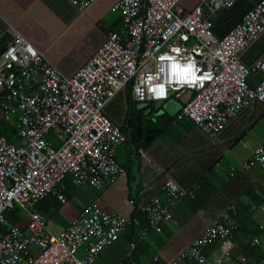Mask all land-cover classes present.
<instances>
[{
    "label": "built area",
    "instance_id": "built-area-1",
    "mask_svg": "<svg viewBox=\"0 0 264 264\" xmlns=\"http://www.w3.org/2000/svg\"><path fill=\"white\" fill-rule=\"evenodd\" d=\"M69 1L84 12L95 0ZM182 1H117L114 9L122 15L123 31L109 33L72 76L62 74L21 35H15L2 51L0 120L17 117L20 127L16 142L0 135V264H94L128 226L138 222V214H148L149 225L155 229L172 219L169 203L193 196L166 178L167 200L154 195L133 219L93 203L59 234L50 231L47 218L38 210L50 194L67 202V178L74 186L104 187L122 175L118 145H133L105 108L130 84L137 102L189 95L178 117L188 118L211 138L249 104H264V80L256 86L249 82L252 75L264 73V58L254 67L241 60L244 50L264 32V0L222 38L213 33L212 16L237 0H198L191 10ZM167 77L186 83H169ZM52 133L60 141L58 146L48 140ZM136 151L148 158L144 148ZM251 161L264 171V142L256 147ZM16 207L29 216L28 232L18 226L3 232L4 214ZM235 209L229 206L168 264L204 262L208 244L232 240L239 230L231 216ZM258 243L254 238L253 244ZM83 247L85 253L79 256ZM222 263L220 258L218 264ZM248 263L242 259L233 264Z\"/></svg>",
    "mask_w": 264,
    "mask_h": 264
},
{
    "label": "crops",
    "instance_id": "crops-1",
    "mask_svg": "<svg viewBox=\"0 0 264 264\" xmlns=\"http://www.w3.org/2000/svg\"><path fill=\"white\" fill-rule=\"evenodd\" d=\"M117 1L95 0L86 11L80 12L69 0H0V55L15 35H21L62 74L72 76L95 54L109 33L123 31L122 15L114 9ZM259 1L237 0L232 7L218 9L212 16L214 35L217 38L227 35ZM197 3L198 0H183L181 4L191 10ZM262 58L264 32L241 55L248 67H254ZM263 79V74H255L249 82L256 86ZM127 98L128 88L106 106L105 114L126 129L130 140L134 135L149 143L144 148L148 158L141 157L133 143V146L119 144L116 158L123 173L115 182L104 187L69 183L65 204L48 195L41 206L39 203L38 210L47 218L50 231L59 234L93 203L131 220L138 208L154 195L167 200L163 188L166 178L194 192L198 181L214 170L225 177V183L203 207L196 208L191 197L169 203L173 215L170 221L156 229L128 226L94 264H117L128 258L131 264L174 261L232 205L236 208L233 220L241 223V233L232 240L209 246L204 264H218L220 258L222 264L242 259L248 264H264V203L255 206L245 196V191L252 187L264 199V171L251 161L256 147L264 142V104L258 101L249 104L218 136L211 138L188 118L178 117L188 95L146 102ZM1 114L0 110V117ZM13 121L19 130L18 118L10 122ZM17 132L11 139L1 132L0 135L16 142ZM19 211L25 213L21 208L7 211L15 223L7 224L3 232L10 226L28 232L29 216H20ZM258 230L261 232L257 234ZM254 238L259 240L258 244H253ZM134 251L137 255L131 257ZM84 253L83 247L79 256ZM180 264L200 263L188 260Z\"/></svg>",
    "mask_w": 264,
    "mask_h": 264
},
{
    "label": "trees",
    "instance_id": "trees-1",
    "mask_svg": "<svg viewBox=\"0 0 264 264\" xmlns=\"http://www.w3.org/2000/svg\"><path fill=\"white\" fill-rule=\"evenodd\" d=\"M257 74H263L264 75V73H257ZM127 88H128V98L127 99H128V101H131L132 100V86H131V84ZM0 122H1L0 132L2 134L6 135L10 139L13 138L14 135L16 134L17 130H18L17 123H15L14 121L13 122H10V121L6 122L4 120H0ZM121 129H122V131L125 134H127L126 129H124L123 127H121ZM161 131H159V132H161ZM131 143L134 144L135 149L140 148V146H143V148H145V147H147L149 145V143L141 142L140 139H138L134 135H131ZM65 183H66V185L69 184V183L72 184V182H71V180L69 178H67V180H66ZM224 183H225V177H222L221 175H219L218 173H216L214 170H210L205 176H203L198 181V185L196 187V190L193 192V196L191 198H192V203L194 204V206L196 208L203 207L212 198V196H214V194L224 185ZM245 196L247 198H249L255 204V206H259V205H261V204L264 203V199L262 197H260L259 194L256 192V190L254 188H252V187L249 188V189H247L245 191ZM41 205H42V203L39 206H41ZM16 209H19V208H16ZM234 215H235V212L231 214L232 219H233ZM164 222H167V221H163V222H161V224L164 223ZM141 225L142 226H147L148 229H153L149 225V215L148 214H145V213L138 214V222L137 223H133L131 226L132 227H135V226H141ZM241 229H242V227H241V223H240L239 224V230L237 231V233L235 234V236H237V234L239 232L241 233ZM259 232H261V231L258 230L257 234ZM200 237H198V238H200ZM198 238H196V239H198ZM219 241H221V240H217L215 242H212V243L208 244V246L205 247V249L203 250V256L205 257V261L204 262H201L200 264H204L206 262V260H207L206 249L209 246H211L214 243L219 242ZM133 247H134V245H133ZM136 255L137 254L134 251L132 253V256L131 257H135ZM122 262L124 264H131V261L129 260V258L126 259V260H124V261H122ZM169 262H173V261H169ZM169 262H165L164 264H168Z\"/></svg>",
    "mask_w": 264,
    "mask_h": 264
},
{
    "label": "rangeland",
    "instance_id": "rangeland-1",
    "mask_svg": "<svg viewBox=\"0 0 264 264\" xmlns=\"http://www.w3.org/2000/svg\"><path fill=\"white\" fill-rule=\"evenodd\" d=\"M49 141L55 143V146H58L60 144V141L58 140V138L56 137V135L54 133H52L49 137H48ZM18 215L22 216L25 213H23L22 211L17 212ZM5 219L7 221V224H14L15 220L13 218V215L10 212H6L4 214Z\"/></svg>",
    "mask_w": 264,
    "mask_h": 264
},
{
    "label": "clouds",
    "instance_id": "clouds-1",
    "mask_svg": "<svg viewBox=\"0 0 264 264\" xmlns=\"http://www.w3.org/2000/svg\"><path fill=\"white\" fill-rule=\"evenodd\" d=\"M167 81L169 83H175V84H181V83H186L185 81H183L181 78L178 77H167Z\"/></svg>",
    "mask_w": 264,
    "mask_h": 264
},
{
    "label": "snow or ice",
    "instance_id": "snow-or-ice-1",
    "mask_svg": "<svg viewBox=\"0 0 264 264\" xmlns=\"http://www.w3.org/2000/svg\"><path fill=\"white\" fill-rule=\"evenodd\" d=\"M185 72L187 71V69L184 70Z\"/></svg>",
    "mask_w": 264,
    "mask_h": 264
},
{
    "label": "water",
    "instance_id": "water-1",
    "mask_svg": "<svg viewBox=\"0 0 264 264\" xmlns=\"http://www.w3.org/2000/svg\"><path fill=\"white\" fill-rule=\"evenodd\" d=\"M4 50V49H3ZM189 96V95H188Z\"/></svg>",
    "mask_w": 264,
    "mask_h": 264
}]
</instances>
